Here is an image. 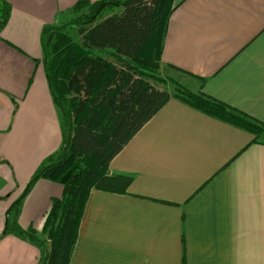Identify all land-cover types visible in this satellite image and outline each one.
Returning <instances> with one entry per match:
<instances>
[{"label":"crops","instance_id":"obj_1","mask_svg":"<svg viewBox=\"0 0 264 264\" xmlns=\"http://www.w3.org/2000/svg\"><path fill=\"white\" fill-rule=\"evenodd\" d=\"M78 1L0 0L9 9L0 31V264H40L36 246L2 233L9 207L64 144L41 35ZM174 4L161 68L198 78V92L264 126V0ZM106 178L89 192L69 264H264V131L255 137L171 97ZM62 195L61 184L37 179L19 226L40 234Z\"/></svg>","mask_w":264,"mask_h":264},{"label":"trees","instance_id":"obj_2","mask_svg":"<svg viewBox=\"0 0 264 264\" xmlns=\"http://www.w3.org/2000/svg\"><path fill=\"white\" fill-rule=\"evenodd\" d=\"M174 7V0H79L70 9L78 16L43 29L45 71L61 110L64 144L9 207L5 231L36 246L40 264H69L89 192L107 186L110 161L171 97L255 137L264 131L255 119L202 92L178 86L170 95L155 86L164 80L156 71ZM8 16V7L1 4L0 31ZM69 26L76 28L78 41L69 36ZM70 125L71 140L63 159ZM39 178L63 186L40 234L18 224L21 201Z\"/></svg>","mask_w":264,"mask_h":264},{"label":"rangeland","instance_id":"obj_3","mask_svg":"<svg viewBox=\"0 0 264 264\" xmlns=\"http://www.w3.org/2000/svg\"><path fill=\"white\" fill-rule=\"evenodd\" d=\"M82 12L85 13L86 10H83ZM112 12H115V9L107 10L106 13L110 14ZM78 15L79 14H76L71 10L67 11V13L65 14V19H66L65 23H62V25L70 22V20L72 18H74L75 16H78ZM66 31L68 32L69 36L74 41H78V37L76 35V28L75 27L69 26ZM156 72H157L156 74L158 76H160L162 79H164L165 81L163 80V84H162V82L156 83L155 86L161 88V90H163V89L166 90L170 95H173L174 93H176V91H178V88H179L178 86L184 87L185 89L190 90L191 92H193L195 94L199 93L197 91L198 90V88H197L198 83L196 81V78L187 76L186 74H181V73L177 74L171 68H168L165 70V68H161L160 64H159V70H157ZM170 79L173 80L174 82H171Z\"/></svg>","mask_w":264,"mask_h":264},{"label":"water","instance_id":"obj_4","mask_svg":"<svg viewBox=\"0 0 264 264\" xmlns=\"http://www.w3.org/2000/svg\"><path fill=\"white\" fill-rule=\"evenodd\" d=\"M70 127H71V125L69 126V130H68V134H67V142H66V145L63 148V159L65 158L66 151H67V148H68L69 143H70V140H71ZM6 226H7V218H5V228H4V231H3L2 235H5Z\"/></svg>","mask_w":264,"mask_h":264}]
</instances>
